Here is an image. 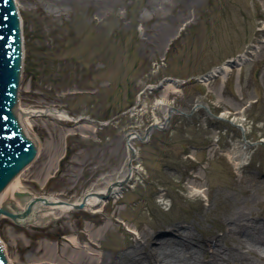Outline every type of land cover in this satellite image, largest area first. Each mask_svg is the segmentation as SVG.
<instances>
[{"label":"rangeland","instance_id":"374dc122","mask_svg":"<svg viewBox=\"0 0 264 264\" xmlns=\"http://www.w3.org/2000/svg\"><path fill=\"white\" fill-rule=\"evenodd\" d=\"M17 4L25 52L19 107L73 118L29 119L39 155L19 182L35 195L74 202L103 188L127 167L128 133L163 123L172 106L187 114L202 107L175 113L147 143L133 140L138 172L119 200L38 228L2 218L12 264H93V255L111 258L130 238L160 232V240L178 223L210 242L236 209L264 221V146L247 143L264 140V0ZM242 54L249 61L226 79L198 80ZM235 151L243 154L239 167L229 159ZM222 240L224 249L233 243Z\"/></svg>","mask_w":264,"mask_h":264},{"label":"bare ground","instance_id":"6f19581e","mask_svg":"<svg viewBox=\"0 0 264 264\" xmlns=\"http://www.w3.org/2000/svg\"><path fill=\"white\" fill-rule=\"evenodd\" d=\"M17 8L19 10L18 5ZM248 61L249 58L245 54L231 58L213 67L198 80L210 82L216 78L226 79L234 69H238L240 66L242 67ZM18 113L24 128H30L32 133L33 128L29 119L34 117L52 116L68 121L73 120L67 112L51 108L46 110L18 109ZM175 113H179V111L176 109L173 114ZM164 123L162 125H164ZM158 124L159 123H155V125ZM164 130H166V127ZM154 131H158V129H153L147 138L144 137L145 134L140 135L136 132L128 133L127 136L131 135L129 143L126 139L130 157L127 167L124 168L121 176L108 182L103 188L97 190L95 188L89 189L87 193L77 201L68 202L57 196H37L31 191L21 187L19 182L20 176L16 177L10 183V186L5 189L17 190L18 193L25 194L22 198L16 195H10V199L13 200L15 207L26 209L30 200L40 198L43 207L47 208V211L38 208L39 219H36L35 222H25L22 226L37 228L46 226L51 221L73 210H90L94 212L98 211L110 200H119L125 187L129 185L127 183L133 180V176L138 172L137 167L134 166V162L138 160V152L133 145V140L147 143L151 140ZM242 155L238 154V151H235L233 154H229V159L239 167L242 164ZM129 165H131V167H129ZM126 177H129V179H127V182L124 184ZM49 178L50 176L47 180H49ZM193 191L194 194L197 195L201 189ZM83 202L85 203L83 209L73 208V206H79ZM259 220L260 218H249L248 213L243 209H236V211H233L221 224L226 230L224 235L222 237H217L215 235L214 240L210 239V242L209 240L196 237L192 232L191 224L178 223L172 225L171 229L167 230L168 232L159 236L161 237L160 240H157V234L160 232L149 236H140L136 239L130 238L125 245L126 248L116 251L115 255L111 258L104 259L101 257L99 260L97 256L93 255L91 259L93 264H203L200 259L201 256L209 255L210 260L207 264H264V221ZM169 232L177 234L178 237L173 236ZM222 239H232L233 243L230 246H226L224 249V247L219 244L223 241ZM72 243L77 244V241L73 240ZM212 245H215V247H212ZM195 246L197 247L195 248ZM4 251L6 250L4 249ZM9 263L12 264L11 262Z\"/></svg>","mask_w":264,"mask_h":264},{"label":"water","instance_id":"95a60500","mask_svg":"<svg viewBox=\"0 0 264 264\" xmlns=\"http://www.w3.org/2000/svg\"><path fill=\"white\" fill-rule=\"evenodd\" d=\"M22 68L23 36L18 9L15 0H0V218L3 215L7 216L19 223L21 227L25 222H35L36 219H39L38 208L47 211L40 198L30 200L26 207L27 210L19 209L15 207L10 195L17 197L25 195L18 193L17 190H5L35 160L38 154L39 145L37 146L35 135L30 128H24L22 120L18 116ZM198 107L200 106H195L187 116L192 115ZM175 111L176 109L171 107L164 125L149 126L144 137L147 138L153 129L164 130L165 127H168ZM126 139L129 143L131 135H128ZM260 143L264 144V142ZM127 179L129 177H126L124 184ZM84 206L83 202L73 208L83 209ZM0 264H8L1 245Z\"/></svg>","mask_w":264,"mask_h":264},{"label":"trees","instance_id":"16d2710c","mask_svg":"<svg viewBox=\"0 0 264 264\" xmlns=\"http://www.w3.org/2000/svg\"><path fill=\"white\" fill-rule=\"evenodd\" d=\"M71 153H72V151H71V150H69V152H68L67 156H70V155H71Z\"/></svg>","mask_w":264,"mask_h":264}]
</instances>
